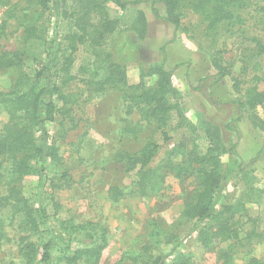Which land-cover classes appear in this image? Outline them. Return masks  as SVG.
<instances>
[{
    "label": "rangeland",
    "instance_id": "obj_1",
    "mask_svg": "<svg viewBox=\"0 0 264 264\" xmlns=\"http://www.w3.org/2000/svg\"><path fill=\"white\" fill-rule=\"evenodd\" d=\"M77 1L49 0L38 16L41 8L33 0H0V54L15 63L0 69V95L26 92L35 72L46 65L49 51L70 54L64 36L73 27L70 13L79 10ZM144 1L125 9L104 3L116 29L107 35L103 50L125 67L126 87L97 91L87 85L88 80L101 79L104 71L90 48L78 45L70 69L75 79L61 87L69 102L53 99L60 111L44 125L58 161L48 160L41 176L20 178L13 175L9 161L1 164L0 198L17 191L32 209L45 211V222L34 234L22 223L23 213L0 201V264H23V237L40 246L48 228L59 231L68 220L95 225L79 230V239L91 234V228L107 230L99 264H146L155 257L164 258L165 264H264V105L250 108L246 102L248 89L264 92V54L257 47L264 44V0H234L232 19L214 27L208 26L197 0H178L177 30L156 18L151 2ZM156 9L166 15L162 5ZM140 13L145 22L142 36L137 31ZM32 26L38 37L27 39L24 29ZM164 62L175 91L168 98L175 108L162 128L167 142L157 123L124 95L141 74L147 86H154L158 78L150 73ZM7 121L0 99V131ZM155 145L159 149L144 166H129L124 159ZM209 150L219 155L221 165L212 210L216 214L224 206L231 208L222 214L231 231L227 240L214 237L205 246L199 226L183 212L199 190L188 154ZM140 169L152 172L145 176L149 180L143 193L137 186ZM111 187L122 190L123 196L112 198ZM81 245L73 242L71 249ZM58 247L52 264H64L63 248ZM223 253L228 255L226 263Z\"/></svg>",
    "mask_w": 264,
    "mask_h": 264
},
{
    "label": "trees",
    "instance_id": "obj_2",
    "mask_svg": "<svg viewBox=\"0 0 264 264\" xmlns=\"http://www.w3.org/2000/svg\"><path fill=\"white\" fill-rule=\"evenodd\" d=\"M41 10L38 16H42L46 10L49 0H33ZM112 1L117 7L125 9L127 7H136L146 1L134 0L124 2L123 0ZM107 0H78L79 10L72 11L70 14L74 20L73 27L69 33L64 36L68 42L66 49L70 52L68 56L60 49L49 51L47 53V63L40 70L36 71L33 79L30 80L29 89L23 93L1 94V105L8 114V121L0 131V167L5 161H9L12 167L13 175L23 177L29 174L41 176L45 170L44 164L49 161H58L57 150L48 144V132L44 129L47 121H51L54 115L60 110L56 108L53 99L60 100L63 104L69 102L68 96L61 92V87L72 82L75 77L70 73L74 62L73 53L78 45L90 48L91 56L104 71L101 79L88 80L87 85L95 87V90H102L104 87L120 89L126 87L125 67L115 63L110 53L104 52L103 43L107 35L112 34L116 29V22L109 19L104 11V3ZM151 2L152 14L164 22L172 25L175 30L179 28L180 20L177 13L178 0H147ZM234 0H197L196 6L199 10L205 12V18L209 27H214L218 23L227 22L232 19L231 6ZM162 5L165 8L166 15L158 13L156 6ZM139 26L137 30L142 36L145 29L144 16L139 14ZM70 18V17H69ZM24 36L27 39L37 38L36 28L28 27L24 29ZM55 42L49 44V50ZM258 52L264 54V44L257 43ZM161 53L166 56V46L161 48ZM14 59H8L0 54V69L14 66ZM161 64L157 70L150 74L157 76V82L154 86H147L145 75L141 74L139 83L131 89V93H125V97L130 103L140 105L144 109V116L157 123L159 129L166 126L167 117L174 106L170 104L169 96L175 91L171 87L172 72L167 71ZM223 72H220L222 79ZM219 79V78H218ZM19 82H22L21 79ZM128 90V87H127ZM246 102L250 108L264 105V92L257 89H248L246 91ZM241 107V106H240ZM164 141L168 138L164 131L162 132ZM236 144L232 147V152ZM158 146L144 148L140 154L125 155L129 166H136L138 163L142 166L148 164L154 155ZM188 164L195 166V173L198 179L199 190L195 195V200L188 204L183 212V217L187 220H194L195 225L199 226L198 234L202 244L207 246L211 239L220 238L227 240L230 236V229L222 219V214L231 208L222 207L218 213L212 210V197L218 187L221 179L220 157L214 150H209L206 154L190 152L188 154ZM38 165V167H37ZM141 166V168H142ZM144 168V167H143ZM152 172L140 169L137 173L138 191L142 192L146 179L145 176ZM12 191V190H11ZM9 191L4 198L5 205H10L14 213H23L24 226L28 231L37 233L40 226L45 222L43 209H32L27 202L19 196L17 191ZM143 193V192H142ZM108 194L112 198L123 196L122 190L117 187H111ZM56 208L57 205H54ZM208 223L201 227L203 221ZM64 226L59 231L51 228L47 229V240L40 246L23 237L20 242L19 254L23 264H52L53 253L58 248L60 250L61 260L64 264H99L102 251L107 246V230L99 227L91 234L78 238L79 233L87 227L95 226L91 223L83 225L72 224L70 220L61 224ZM59 232V234H58ZM89 233V232H85ZM80 242V248L71 249V243ZM40 256V259H39ZM224 263L228 255L222 254ZM253 264H256L253 261ZM146 264H165L164 258L155 257Z\"/></svg>",
    "mask_w": 264,
    "mask_h": 264
}]
</instances>
